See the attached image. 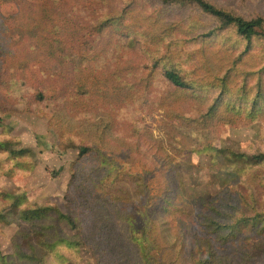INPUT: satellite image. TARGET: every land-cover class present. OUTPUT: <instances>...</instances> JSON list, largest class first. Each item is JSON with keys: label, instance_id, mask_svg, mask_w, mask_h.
<instances>
[{"label": "rangeland", "instance_id": "374dc122", "mask_svg": "<svg viewBox=\"0 0 264 264\" xmlns=\"http://www.w3.org/2000/svg\"><path fill=\"white\" fill-rule=\"evenodd\" d=\"M204 1L264 22V0ZM52 5L78 27V53L92 51L98 70L114 74H89L88 83L106 79L109 88L86 86L93 91L76 104L63 98L66 84L48 71L52 63L33 56L29 28ZM166 70L187 88L173 91ZM110 95L127 99L110 104ZM4 142L0 264H137L146 236L136 232L125 245L122 219L130 213L146 233L154 219L161 264H264V160L234 162L264 154V38L248 42L187 0H0ZM164 195L176 207L165 214ZM40 208L31 223L35 215L25 214ZM240 219L249 225L239 241L214 240V231L227 233ZM254 221L257 230L248 232ZM82 238L76 248H50Z\"/></svg>", "mask_w": 264, "mask_h": 264}, {"label": "trees", "instance_id": "16d2710c", "mask_svg": "<svg viewBox=\"0 0 264 264\" xmlns=\"http://www.w3.org/2000/svg\"><path fill=\"white\" fill-rule=\"evenodd\" d=\"M169 0H164V2H168ZM193 4H195L203 13L210 15L217 19L220 23V28H228L233 26L236 33L241 36L246 41H251L253 37H257L259 35L263 36L264 38V22L262 19H252V20H246L241 17L234 16L232 14H229L225 12L222 9L217 8L213 4L206 2L204 0H187ZM47 7L44 8L40 15V23H31L33 24V28H29V33L31 37V42L34 45V52L33 56L37 59V62H42L45 60H49L48 62L52 63V66L49 67L48 71L51 72L53 75H55L60 83L66 84V89L63 90V96L64 99L68 100V102H77V99L79 95L84 94H90L92 90L84 91L86 86H91L92 88L97 89L98 92H102L107 90L109 88V85H103L104 82L100 85L88 83L89 78L91 75L89 74H95L98 77V75H102L105 78L112 77L114 74L111 72L109 75H105V69L102 67L101 70H98V68L101 67L98 57L96 54H93L92 51H89L87 55H80L77 51V49L81 46V38L78 34V27H76L73 22L69 19L67 13L63 10L57 9V7ZM42 23H44L46 26L49 27H43ZM42 31H48L46 33H41ZM208 36V35H207ZM80 50V49H79ZM71 56V58H70ZM85 63H87V66H84ZM17 64V63H16ZM44 62L41 64L43 65ZM40 65V66H41ZM15 66V65H13ZM18 66H15V69H17ZM87 68H91V71H87ZM42 68H39V70H42ZM74 72L72 76L69 78L68 72ZM103 77V78H104ZM162 77L165 81V83L173 88V91H180L187 88V83L183 80V78L175 71L173 70H166L163 71ZM110 86L111 84H116L113 80L108 81ZM58 88V87H57ZM56 88V89H57ZM119 90L117 91V95L121 96V93L119 91L121 90V86H118ZM55 89V90H56ZM132 89V87L130 88ZM54 89L52 91H55ZM50 92L48 96H56L55 92ZM38 93L35 95V98L38 100H41L42 98H46L45 94L42 91H37ZM67 94V96H66ZM105 94V93H104ZM117 95H110V104H115L116 102H120L121 104L125 103L124 99L126 100L127 97H118ZM108 98V96H107ZM9 143L4 142L0 143V150H8ZM25 152V151H20ZM12 155H18V152L11 151ZM88 149L83 148L80 150V154H87ZM243 159V161H242ZM264 160V154H258V155H252V156H245V155H235V161L234 162H247V163H258L260 161ZM109 191V190H108ZM168 191H166L167 193ZM171 201L167 199V195H164L161 199V203L159 204V211H161L163 214H165L170 209H175L176 207L172 205ZM158 208L156 211H158ZM43 209H34L32 211H29V213L25 215H35L33 219H31V223H35L37 220H39V216L41 213H43ZM6 216L0 212V221H5ZM58 219L66 224V226L70 230H77L78 224L76 222V219L72 216L65 215L62 213H58ZM139 217L137 216V213H130L126 214V216L122 219L124 222V235L126 236L125 245L130 246L133 244L134 240L132 239V234L136 232H144V235L146 236L145 244H142L141 251L138 254L137 264H161L160 263V257L157 254V248L159 244L155 242L150 236V232L154 233L155 227H154V219L151 220L149 218L148 220L152 223V228L149 229L148 233H146L145 229L146 226L142 225L139 227ZM205 220V219H204ZM208 219L204 221L205 227L207 229L211 228V226L208 224ZM244 220L240 219L236 221L227 231V233L223 231H214L216 237H214V240L218 239V243L220 244H229L231 242H237L242 237L243 234L246 232L244 229L247 227L248 224L242 225V222ZM247 223V222H245ZM258 223L254 221L251 226L248 229V232H253L257 230ZM87 242V241H86ZM84 243V238L82 240L75 241L73 239H63L56 241L55 243L50 244V248H53L56 245H65L69 248H76L79 246V244ZM154 244V246H153ZM154 252L153 256L150 254ZM21 257V255H20ZM1 258V257H0ZM24 258L28 259L24 256ZM23 258V259H24ZM22 259V260H23ZM200 258L198 257V260ZM1 260H3L1 258ZM201 260V259H200ZM199 261L197 262V264ZM67 264H70L68 262Z\"/></svg>", "mask_w": 264, "mask_h": 264}]
</instances>
